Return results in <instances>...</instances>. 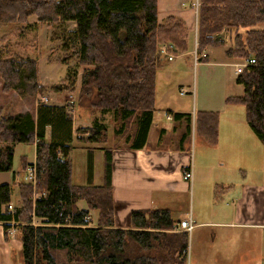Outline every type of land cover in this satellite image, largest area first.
<instances>
[{
  "label": "trees",
  "instance_id": "1",
  "mask_svg": "<svg viewBox=\"0 0 264 264\" xmlns=\"http://www.w3.org/2000/svg\"><path fill=\"white\" fill-rule=\"evenodd\" d=\"M199 3L196 53L201 54L208 46H223V42L211 36L224 28L229 43L225 56L240 61L253 59L256 63L236 78V83L243 87V96L227 98L226 102L244 107L247 124L264 145V29H257L264 23V0H199ZM33 15L36 24L52 26L59 21L75 24L72 35L78 48L73 56L79 66L89 67L81 76L79 98L88 99L96 94L90 108L99 110L101 116L111 113L115 121H121L115 125L113 136L124 134L130 124L133 133L126 134V142L131 141L133 149L143 148L152 123L156 75L168 61L159 49L172 45L173 50L169 51L172 55L186 53L183 22L169 17L159 24L157 0H0V41L4 40L1 35L4 30L28 24L29 16ZM37 69L34 59L0 58V92H15L24 99L42 92L37 83ZM79 110L77 106L76 113ZM183 116L174 114L173 118ZM72 120L73 115L66 112L64 105H39L35 116L28 112L10 116L6 106L0 107V172L12 171L16 144L35 145L34 163H28L26 156L20 157L23 178L13 173L14 184L0 185L4 239L7 241L8 231L15 229L22 264H161L154 256L138 254L137 249L149 250L154 240L164 237L163 232L175 228L171 211L134 210L129 213L128 226L117 228L111 188L112 151L104 150L101 186L92 183L91 151H88L86 185H73ZM195 124L206 143L214 146L218 114L197 112ZM107 130L100 120H93L91 127L76 131L85 136L77 140L101 144L108 140ZM29 167L35 171L34 185L25 181ZM13 185L17 186L14 205ZM79 202H84L86 209H79ZM90 211L97 213L93 225ZM35 220L38 222L34 226ZM175 235L177 264H186L188 235L184 232Z\"/></svg>",
  "mask_w": 264,
  "mask_h": 264
},
{
  "label": "crops",
  "instance_id": "2",
  "mask_svg": "<svg viewBox=\"0 0 264 264\" xmlns=\"http://www.w3.org/2000/svg\"><path fill=\"white\" fill-rule=\"evenodd\" d=\"M195 2L196 0H157L159 24L169 17L183 22L187 51L167 61L169 64L163 65L157 72L152 123L145 146L133 149L130 141L123 142L120 146L114 147L113 144L105 148L112 151L111 188L115 221L117 216L119 220L124 221L122 225L125 226L129 223L128 217L131 211L168 209L171 211L172 220L176 223L175 228L186 217L192 219L194 228L188 235L187 241L190 237L193 241L194 236L207 228L216 229V242H219L216 244V264H264V145L247 124L244 107L226 102L227 98L241 97L244 92L243 87L236 83L238 74L235 70L240 61L225 56L229 43L219 47L208 46L201 54L195 52L198 21V10L193 6ZM257 29H264V23L258 25ZM195 55L196 62H194ZM176 59L179 61H175ZM37 65L38 85L44 89L50 88L52 86L50 80L55 81L54 78L49 74L43 75L42 78L40 62H37ZM56 67L54 66V70ZM202 67L205 71H207L206 67L210 68L215 74L212 73L209 77L211 80L218 79L222 87L221 101L217 109L204 106L202 102L201 106H198L199 101L196 95L194 96L195 87L198 86V76L196 82L193 81V84L186 86V90H180L184 92L182 95L179 92L182 99L172 98L174 89L184 87L183 83L187 81L178 73L193 68L194 76ZM217 68L219 71L216 70ZM227 68H233V78L227 75L229 74ZM230 79L237 86L236 89H233V86L231 88ZM184 94L190 95L191 99L184 101ZM8 95L10 96L6 105L8 115L25 112L36 115L38 106H34L30 100L22 99L15 93ZM46 105L61 106L64 103ZM228 105L240 106L241 110L232 109ZM80 110L77 113L80 114ZM197 112L218 114V135L214 146L208 145L204 136L196 130ZM174 114L184 116L174 119ZM89 127H91L89 121L76 117L72 120V142L73 138H76V142L79 145L83 144L82 147L87 149V153L88 146L77 140L85 136L76 131ZM46 136L47 139L50 138L49 128ZM87 145L91 148L90 145L96 144ZM32 146L34 148L32 163H34L35 145ZM189 166L192 170V180H197V184L206 176L211 181L212 204L217 205L211 208L215 216L212 220L204 218L202 213H193L194 205L191 201L187 205L180 204L177 208L172 205V199L185 194L186 189L191 188L192 181L186 182L182 179V173ZM92 183H94V175ZM77 207L86 209L84 202H79ZM89 215L93 225L97 213L90 211ZM12 230L15 231L13 228ZM230 233H232V254L229 247L224 245L225 237ZM256 233L260 235L259 240L256 239ZM20 247L19 243L17 248ZM3 252L5 253V250ZM225 258H229L230 261H225ZM2 261L0 259V264Z\"/></svg>",
  "mask_w": 264,
  "mask_h": 264
},
{
  "label": "rangeland",
  "instance_id": "3",
  "mask_svg": "<svg viewBox=\"0 0 264 264\" xmlns=\"http://www.w3.org/2000/svg\"><path fill=\"white\" fill-rule=\"evenodd\" d=\"M36 21L37 19L34 15L29 16L28 24L20 26H10L2 32L1 35L4 37V40L0 41V58L7 59L12 57H25L34 59L37 62H40L39 67L40 75L42 78L43 75L47 74L51 75L54 78L55 81L50 80L52 83V86L50 88L44 89L42 87V92L36 93L33 97L25 98L26 100H30V102L34 106H39V97L41 96H44L48 99V104L64 103L65 105L69 101H72L73 110L69 113L73 115V119L76 117L86 122L89 121L91 126L93 120H100V123H104V125H106L108 129L106 132V139L108 138L107 141H104V143L101 144L90 145L91 148H89V145L86 144L89 151L92 150L91 153L94 175L93 184L101 186L103 182V150L107 147L112 146L113 144H115L114 147H116L120 146V144H123V142H126L125 136L126 134L129 135L133 133V126L129 124V128L127 127L126 132L124 131V134L118 137L115 136V138L113 136V128L115 127V125H120L121 121H115L111 113L101 116L99 110L90 108L91 104L97 99L96 94H93V96L88 99L79 98L78 94L80 89L81 76L84 70L89 69V67L84 68L82 66H79L77 64L76 58L73 56L74 51L78 48L77 43L75 42L72 35L75 29V24L72 22L59 21L56 24L49 26L46 24H36ZM192 47L193 45L191 46V48ZM175 61H179V59H176ZM194 62L196 61L194 60ZM165 64L169 63L166 62ZM54 66H57L55 70ZM206 68L207 71H205V68L203 67L200 68L198 70V73H195L194 76L193 68L184 69L181 72H179L178 70L179 73H176H178V75L180 76L185 77L187 81L183 83L184 87H177L174 89L172 98L174 100H177L178 98L182 99V96L179 95V92L180 94H182V92L186 90V86L191 83L193 84V81L196 82V77L198 76V86L195 87L194 93V96L196 95L199 101L198 106L200 107L202 102L203 104H205L204 106L217 109L218 104L221 101L222 87L218 79L211 80L209 76L212 73H215L211 71L210 68ZM216 70L219 71L218 68ZM226 71L229 72V74L226 72L227 75H230L231 78L234 77V74L232 73L233 68H227ZM184 73H186L187 75ZM204 77L206 79H204ZM205 81H207V83ZM230 82L231 88L233 86V89H236L237 86L234 85V82L231 79ZM58 93L61 94L59 95ZM9 98L10 96L8 94H3L0 92V107L8 105ZM183 99L184 101H187L191 99V96L184 94ZM180 101V104H182V100ZM77 106L81 109L79 116H77L78 114L75 111ZM228 106H231L232 109L241 110L240 106ZM166 125H168V123H166ZM115 129H117V127H115L114 130ZM116 142L118 143V145ZM71 146V181L73 185L84 186L86 185V170L88 162L87 149L82 147L83 144L79 145L76 142V138H73ZM21 156H26L28 163H32L34 156L33 146L31 144L15 145L12 171L0 172V185H12L13 173H19L20 179L23 178L24 175L20 173ZM203 176L204 175H201V177ZM210 183L211 181L207 176L204 177V179L198 184L197 180H192L191 188L186 189L185 194L172 199V205L177 208L178 205H187L189 201H191V204L194 205L193 213H202L204 218H206L207 220H212L213 218H215V216L213 215V210L211 208L217 207V205L214 206L212 204L213 187ZM12 187L11 204L14 205L17 202V186L13 185ZM37 222L38 221L35 220V223ZM123 223L124 221H122V219L119 220L116 216L115 225L117 226V228H126L128 224H125L124 226L122 225ZM0 226V259L3 260L1 264H22L19 254L20 249L17 248L19 245V241L17 240V233L11 228L8 231L9 238L6 241L3 237L2 224ZM215 230V228H207L204 232L194 236L193 241H191V237L188 239L186 251L184 252L186 256V264H216V244H218L219 242H216ZM163 233H166L164 234V237L154 240L152 242V247L149 250L137 249V253L154 256L160 261L161 264H177L179 259L178 255H176V251L178 248L173 249V247H175V245L178 246V242L176 239V237L178 236L175 235V232L173 230H168ZM170 236L175 238H172ZM259 237V233H256L257 240H259ZM224 245L226 247H229L230 254H232V233H230L229 236L225 237ZM3 250H5V253L3 252ZM225 261L229 262L230 259L225 258Z\"/></svg>",
  "mask_w": 264,
  "mask_h": 264
},
{
  "label": "built area",
  "instance_id": "4",
  "mask_svg": "<svg viewBox=\"0 0 264 264\" xmlns=\"http://www.w3.org/2000/svg\"><path fill=\"white\" fill-rule=\"evenodd\" d=\"M200 3L199 0H196V2L193 4L194 8L196 10H198ZM211 38L213 40L218 39L221 42H223V44H227L228 42V34L226 29H222L219 33H216L214 35L211 36ZM173 50V46L172 45H162L161 48L159 49L160 54L165 57L168 61L173 60V58L175 57L174 55H172L171 53H169V51ZM196 52V51H195ZM195 61H197L196 56H195ZM256 63L253 59H247L245 61H240L237 65H236V70L235 72L239 75L242 73V71L245 68L254 66ZM184 92H182L183 94ZM181 94V95H182ZM48 99L44 96L39 97V104L38 105H43V104H48ZM65 110H67V113H69L70 111L73 110V102L69 101L68 103H66L64 105ZM167 118L170 119V116L167 115ZM182 179L186 182H191L192 181V170L190 169V166L187 167V169L182 173ZM25 181H27L28 183H31L34 185L35 183V171L33 167H29L28 171H27V175L25 177ZM9 209H12V205H8ZM32 225H36L35 221H33ZM194 225H193V221L190 217H186L185 219H183L179 226L177 228H174L173 231L174 232H184L187 233V235H189L191 233V231L193 230Z\"/></svg>",
  "mask_w": 264,
  "mask_h": 264
}]
</instances>
